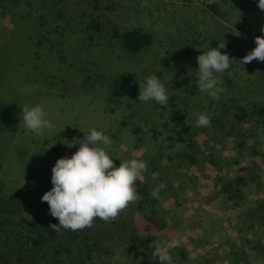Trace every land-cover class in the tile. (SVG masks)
Wrapping results in <instances>:
<instances>
[{
    "label": "rangeland",
    "instance_id": "1",
    "mask_svg": "<svg viewBox=\"0 0 264 264\" xmlns=\"http://www.w3.org/2000/svg\"><path fill=\"white\" fill-rule=\"evenodd\" d=\"M262 26L264 10L240 0H0V255L33 264L53 256L54 264H264L251 242L264 238V116L252 113L264 104V61L239 60ZM135 28L153 42L131 54L119 35ZM223 42L229 68L216 74L223 91L213 99L198 89L196 57ZM150 74L168 93L165 105L138 100ZM34 104L54 129L26 132L20 107ZM200 113L207 125L195 124ZM180 121L198 143L195 163L180 157ZM90 128L111 138L116 166L145 161L135 183L145 192L113 219L60 227L32 253L25 236L38 220H57L40 199L51 168ZM239 177L243 198L230 201L223 180ZM172 240L179 245L164 247Z\"/></svg>",
    "mask_w": 264,
    "mask_h": 264
},
{
    "label": "clouds",
    "instance_id": "2",
    "mask_svg": "<svg viewBox=\"0 0 264 264\" xmlns=\"http://www.w3.org/2000/svg\"><path fill=\"white\" fill-rule=\"evenodd\" d=\"M256 2L258 8L264 10V0ZM260 31L264 34V26ZM254 43L255 47L239 59L243 65L254 58L257 61H264V35L255 36ZM224 47L225 42L220 43L201 51L196 57L198 89L213 99H218L219 93L223 91L220 86L222 81L216 74L229 68V55L220 51ZM138 100L139 102L154 100L160 105L167 103L168 93L155 74L145 77L143 83L139 82ZM20 109V124L26 132L41 135L44 130L54 129V123L40 104L24 105ZM209 121L208 115L200 113L195 124L204 126ZM65 144L69 148L76 144L78 148L70 156L56 159L51 168L52 187L40 197L41 201L47 202L50 215L58 220L57 224L50 226L56 230L60 227L82 229L91 226L94 217L106 221L115 218L129 202L138 198L135 183L146 168L145 161L131 158L120 160L116 166L106 151L112 144L111 138L96 128H90L86 134L83 133V139H79L78 144ZM160 187H163V184ZM152 195H156L155 190ZM178 245V240H172L164 247ZM160 252L161 245L156 243L153 255L156 256ZM163 258L161 256V259Z\"/></svg>",
    "mask_w": 264,
    "mask_h": 264
},
{
    "label": "trees",
    "instance_id": "3",
    "mask_svg": "<svg viewBox=\"0 0 264 264\" xmlns=\"http://www.w3.org/2000/svg\"><path fill=\"white\" fill-rule=\"evenodd\" d=\"M245 3H255L256 0H240ZM214 9V7H213ZM95 28L97 25L93 22ZM123 49L128 51L131 54H138L144 48L150 46L153 42V37L149 32L144 31L141 28H135L132 30L125 31L119 35ZM252 113L258 117L264 116V104L259 107H255ZM179 129L175 134V141L179 144H184L187 148L186 151L181 152L180 157L190 160L191 163L196 162V153H199V149L196 148L198 143L193 140V136L190 133V127L186 125L184 121L179 122ZM172 139V138H171ZM244 179L239 177L236 179L223 180L222 192L226 194L227 198L230 201H236L243 198L242 188ZM145 192L144 189H138V193ZM3 200V199H2ZM4 202V201H3ZM6 205V204H4ZM39 231H33L31 235L27 234L25 243L29 244L32 247H29V250L34 253V248L41 247L50 240L56 238V228L50 226L51 224H57V220L48 219L46 221L38 220ZM253 248L255 251H260L264 253V244L260 239L254 241ZM56 255H59L60 251L57 247L54 248ZM179 257L182 260L187 259L186 253H180ZM53 264L56 262L55 256H53ZM0 264H33L32 259L28 258L26 260L18 259V262H14L3 255H0Z\"/></svg>",
    "mask_w": 264,
    "mask_h": 264
},
{
    "label": "crops",
    "instance_id": "4",
    "mask_svg": "<svg viewBox=\"0 0 264 264\" xmlns=\"http://www.w3.org/2000/svg\"><path fill=\"white\" fill-rule=\"evenodd\" d=\"M249 230H251V229H249ZM248 233H249V232H248ZM255 236H256V239L258 240V235L255 234ZM250 240H251V239H250ZM260 240L263 242V241H264V238H261ZM251 242L253 243L254 240H251ZM251 242H250V243H251ZM224 243H225V241H224ZM263 244H264V242H263ZM240 247L243 248V249H246L245 247H242V246H240ZM252 247H253V245H252ZM253 249H254V248H253ZM237 263H239V264H243V262H241V261H240V262H237ZM244 263H245V262H244Z\"/></svg>",
    "mask_w": 264,
    "mask_h": 264
}]
</instances>
